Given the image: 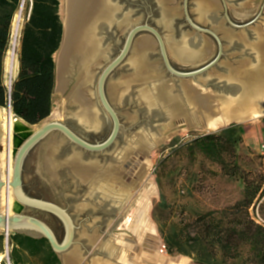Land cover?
Instances as JSON below:
<instances>
[{"label": "water", "instance_id": "1", "mask_svg": "<svg viewBox=\"0 0 264 264\" xmlns=\"http://www.w3.org/2000/svg\"><path fill=\"white\" fill-rule=\"evenodd\" d=\"M172 2L173 0H168L167 2L163 0H88L89 4H86L84 15L82 17L80 16L77 20V47L76 52L71 58V71L67 75L68 83L66 86V94L68 107L70 108V120L67 123L59 121L46 122L33 132V134L26 138L18 148L15 156L11 181L9 182L0 178V195L4 187L7 185L11 186L16 202L19 205L22 207L41 210L55 216L63 225L65 237L62 241L59 240L53 229L46 222L37 217L21 213V211L12 215H9L7 212L4 214L0 213V228H5L7 230L9 226H12L13 231L15 232L25 233L26 235L34 238H46L52 250L58 255L62 264H65L64 256L71 252L76 246L77 227L72 216L66 209L61 208L53 202L27 195L23 189V168L26 158L37 145H39L51 134L60 133L65 139H62L60 142L54 141V144L51 146L47 145L44 159H47V157L48 159L45 161L43 159L40 167L41 170L48 173L51 177H54L53 175L55 174V171L60 168L67 171L76 183L84 185L88 190L87 195L85 196L87 203H84L85 205H80L81 208L89 209L92 212L98 211L92 203L93 201H96L98 205L101 206L102 210L108 211L107 215L111 214V216H114L113 218H115V220L112 221L110 218L106 220V225L111 226V229L108 233H106L105 237L96 235L97 232L93 234L95 235L93 237L95 242L89 240L87 233H83L81 237L88 243L89 247H94L95 255L100 256L96 259H103V261L111 260L114 263L118 262V264H122L119 262L120 259L118 257L120 255V248L116 250V256H113V247H117L118 245L116 241L117 239L140 240V246H144L143 251H146L145 248L148 247L145 240L143 241V237L147 238L153 235L158 236V238L161 239L151 220L150 199L144 195L142 190L141 193L137 195L133 193L123 195L120 193V209L118 210L116 204H114L115 199L109 203L110 208H108L101 202V200H103L101 194L102 192L98 190L97 192H92L91 182L85 177H83V179L81 176L71 171L66 162L67 158H69L72 153H79L78 149H82L93 154L106 153L109 150H116L117 142L121 139L122 123L119 114L113 107L111 99L130 98L129 93L132 88H139L135 99L138 103L143 105V110L147 113L148 117H150L147 122V129H143L141 134L144 133L148 136L155 137L150 148L154 151L162 148L169 142L168 138L170 134L172 135L182 129L197 131L192 125L190 127L188 122L196 124L199 127L202 126L203 128L206 126H215L216 129L206 131V134H210L221 132L236 124H242L237 121L242 117L247 119L250 116H259L264 114V103L262 104V102L253 103L250 107L244 110L233 109L232 107L231 109H228L226 107L230 103L236 104L241 101L243 102V99L248 93L246 90H248L249 81H247L246 78V81L242 80L241 83L238 82L236 78L230 75L231 69L234 68L227 65L220 66L219 64L224 54L223 39L228 40L230 44L241 46L242 49H244V51H246L254 60L253 65H256L258 60L263 61V58L259 56L257 50L254 48L255 44L253 43H255V40L254 42H250L248 39H240L237 34L232 33L231 30L225 28L222 21L220 22L218 19L219 7L217 6V3L215 6L218 7V10L211 11V13L207 15L208 17L206 15L204 17L200 15V17L205 21H208L211 24H216V26L213 25V28H206L194 21L191 17L189 11V0H183L182 12L177 7L171 6ZM195 3L197 7L198 3ZM138 11H141L143 15L147 17L145 22H141V16L136 18ZM154 11L159 13L160 22L166 28L172 26L174 20L179 17L178 15H183L186 24L193 29L194 35H192V33L185 34L178 43L174 42L172 37H164L159 29L150 24V19L153 16ZM224 16L227 23L231 26L230 28H249V23L245 25L234 24L228 16L225 6ZM116 31L126 33L125 42L119 54L110 60L102 69L97 80L96 94L91 92L92 95L94 94L97 96V101L96 103H92L88 100L87 96L85 97L82 95L83 92L80 88L81 85L79 84V79L85 76L88 78L89 84L94 83L96 69L109 60L108 58L111 52L109 40L114 37ZM143 32L149 33L150 37L153 38L152 43H155L158 46L159 57L166 71L171 76L180 80L178 85L179 90L174 88L172 85H169L166 81H156L157 78H159V75L156 73L155 69L151 67L147 58L144 65L146 64V67L149 68L147 74L150 73L151 76L148 75V77H146L142 75L141 78L137 80H128L129 78L122 77L116 82L117 89L114 90V92L109 90V85L113 83H109V78L117 69L128 65L127 62L134 53L136 43L140 39L139 35ZM219 32H222L225 37L221 38L218 34ZM252 33L254 39L257 40L258 36L256 35V32L253 30ZM63 39L64 24L60 47L54 55L55 69L53 95L58 92L55 57L62 46ZM210 39L217 44L218 53L213 60L209 61L205 65L191 70H181L176 68L171 62L169 50L184 64H192L198 61H203V59L208 57L210 52V45L208 42ZM128 66L133 70L136 68L134 64ZM216 66L222 67L227 74L222 76H213L210 72ZM227 67L228 70H226ZM126 78L127 80H125ZM213 81H216V84H213ZM197 82L206 83V86L201 88V86L197 85ZM12 83V80L8 81L7 87L9 91H11ZM207 85L214 86L220 92L216 95H210L208 93ZM75 91L80 92V94L82 92L81 97L83 101L77 99L75 101L72 99L74 97L72 96L74 95L72 92L74 93ZM146 91H151L152 96L147 97L145 95ZM248 97L249 94L247 99ZM197 98L198 100L200 99V103H198ZM260 99L259 101H261ZM211 103L216 104L217 110L210 107ZM100 108L103 109L104 113ZM2 109H7L9 115L16 117L12 112L10 102L7 108ZM91 110H95L99 119L96 120L92 117L90 114ZM107 116L109 117L108 119L111 120L112 129L108 137L102 142L91 143L77 134L70 127V123H78L89 130L99 131L105 126L106 122L109 121ZM22 121L29 127L40 124L30 125L24 120ZM164 135L166 138H164ZM138 136L139 135H136L135 137ZM134 138L131 142H134ZM68 143L71 147H69ZM113 153L115 152L113 151ZM111 157V159L115 160L113 155ZM83 160L90 161L93 159L85 160L83 158ZM128 160H124L121 168H125L124 177L130 181L132 178V173L130 172L132 170L129 168L131 163ZM44 162H47V165L50 164L53 166L54 171L52 174L46 171ZM144 203H147L148 207L146 208L143 216L136 222H133L136 206L140 204L144 205ZM117 214L119 218H117ZM147 230H151L152 233L147 232ZM161 243H163L162 239ZM87 251L88 248H86V252ZM85 253H82V255ZM101 256L103 258H101ZM179 257L188 258L184 255H178L176 258ZM94 260L95 259H91L90 262L93 263ZM83 263H85V258L82 259L81 264Z\"/></svg>", "mask_w": 264, "mask_h": 264}, {"label": "rangeland", "instance_id": "2", "mask_svg": "<svg viewBox=\"0 0 264 264\" xmlns=\"http://www.w3.org/2000/svg\"><path fill=\"white\" fill-rule=\"evenodd\" d=\"M29 2H31V0H26L25 2L22 29L30 13V8L28 7ZM195 2L196 0H189V11L193 20L206 28H213V25L216 26V24H211L200 17V15L197 13ZM216 3L219 7V21H222L225 28L231 30L232 33L237 34L238 38L248 39L250 42H254L255 39L252 31L255 30V28L264 30V0H216ZM63 4L64 0H61L59 13L62 22L64 16ZM182 5L183 0H173V2L171 3V6L177 7L180 11L182 10ZM224 6L227 9L228 16L234 24L245 25L249 23V28H230L231 26L225 20ZM140 16L141 22H145L147 17L143 15L141 11H138L136 18ZM178 16L179 17L174 20L172 26L166 28L160 22L159 13L154 11L153 16L150 19V24L159 29L164 37H172L173 41L178 43L183 35L190 33L194 35L193 29H191L186 24L183 15L180 14ZM218 34L219 36H221V38L225 37L222 32H219ZM139 37V41L142 38L153 40V38L150 37V34L147 32L141 33ZM125 38L126 33L116 31L114 37L109 40V45L111 47V52L108 58L109 60L102 64L101 67L96 69L94 83L88 84V90L85 91L87 93L86 95L88 100L92 103H96L97 101V96H95L94 94H96L97 80L102 69L108 64L110 60H112L119 54L125 42ZM208 42L210 45V52L208 57L206 59H203V61H198L192 64H184L183 62L179 61L176 56L169 50V57L171 62L176 68L181 70H191L205 65L209 61L213 60L218 53L217 44L212 39L208 40ZM19 47L20 43L16 48V55H18ZM223 48L224 54L221 58V62L219 63L220 66L227 65L234 69H240L246 61H254L248 55V53L244 51V49H242L241 46L230 44L226 39H223ZM147 54L146 55L148 62L159 75V78H157L156 81H166L167 83H169V85H172L174 88L179 90L178 85L180 83V80L171 76L166 71L159 57L158 46L155 43H153L149 48ZM210 73L213 76H222L227 74V72L219 66L213 68ZM7 74L8 77H6V80H12L9 73ZM134 74L135 70L130 68L128 65H125L120 69H117L113 73V75L109 78V83H116L120 78L132 77ZM205 84L206 83L197 82V85L201 86V88L206 86ZM213 84H216V81H213ZM110 87L111 84L109 86V90ZM138 89V87L132 88L129 93L130 98L127 97L126 99H111L113 107L119 114L122 123L121 139L117 142L116 150H109L106 153L93 154L77 148L79 152L77 154H79L80 157H83L85 160L93 159L90 161H84L82 158V161L84 163L96 161L101 167L110 164V160L112 158L111 156L113 154H116V152H119L123 148L128 147V144L136 135H140L143 129H147V122L150 117H148L147 113L143 110V105L138 103L135 99ZM207 89L210 95H216L220 92L211 85L208 86ZM66 92L67 90L65 89L63 92L58 91L53 95L51 115L42 123L51 121L67 123L70 120V108L68 107ZM91 92H93L94 94L92 95ZM100 109L103 111L102 108ZM108 118L109 117L107 116V119ZM108 120L109 121L106 122L105 126L99 133L91 132L89 131V129L78 123L70 124L76 129L75 131L77 134H79L85 140L91 143H95V140H105L110 134L112 123L110 119ZM231 127H235L238 133L243 138V142L239 147L240 161L243 166V170L249 171L251 169H254L263 172L264 164L261 158L258 156L257 150L259 149L260 144L264 142V135L262 134L264 129V117L258 120L236 124ZM206 133L207 132L205 131H185L178 133L177 135L172 137V139H170L165 146L154 151L153 157L151 159V167L149 168L146 177H144V181L148 180L149 184H151V186H145V188H149L146 197L149 196L151 202V220L157 229V234L162 239L164 251L167 256H178L177 254L171 255L168 253L165 241L163 239L164 233L168 232V230L170 229L171 222H177L183 215L194 212L220 210L235 203L240 199L242 195L243 182L240 179L224 175L219 164L211 162L199 152H191L188 149V145L198 135H203ZM62 139L65 138L60 133L51 134L34 149L27 161V168L25 172L26 187L27 191L30 194L34 195V197H42L44 200L53 202L61 208L67 210V212L72 216L77 227L75 247L79 248L82 253H85L86 248H88V251L83 254V258H85V264H92L90 260L96 259L100 256L95 255L94 247H89L88 243L84 239H82L81 236L83 233H87L88 235L92 236L97 232L96 235L105 237L106 233H108L111 229V226L106 225V220L110 218L113 221L115 220V218H113L114 216H111V214L107 215L108 211L102 210L101 206L98 205L96 201H93L92 203L98 211L92 212L89 209L81 208L80 205H85L84 203H87L85 200V196L87 195L88 190L84 185L76 183L73 177L67 171L60 168L55 171V174L53 175L54 177H51L48 173L42 170V172L37 175L36 168H38V166L40 168L41 166L42 159H44L45 156V149H47V145L51 141L60 142ZM2 144H4L2 145L4 149L6 144ZM69 147H71L70 144ZM113 151L115 153H113ZM4 176V179L2 177L1 178L3 180H6V174ZM5 192L6 191H4L3 194H5ZM1 196L2 195H0V213L4 214L6 212L5 205L4 203H2L4 200V195L3 199H1ZM255 209H257V206L251 208L252 216L256 214ZM258 212L261 218L259 223L264 224V211H261L259 208ZM21 213L35 216L43 220L56 232L55 234L59 238V240L62 241L64 239V228L61 226L60 221L55 216L41 210L31 209L27 207H23ZM117 218H119L118 214ZM16 233L18 232L11 230V232L7 236V233L4 230L0 229V235L4 237V242L2 245L3 251L0 252V255L3 257L1 264H12L10 260L11 246L9 244V240L10 236ZM101 258L103 257L101 256ZM184 259H187L188 264H197L192 258L188 257Z\"/></svg>", "mask_w": 264, "mask_h": 264}, {"label": "trees", "instance_id": "3", "mask_svg": "<svg viewBox=\"0 0 264 264\" xmlns=\"http://www.w3.org/2000/svg\"><path fill=\"white\" fill-rule=\"evenodd\" d=\"M23 0H0V107L9 102L13 114L30 125L46 120L52 112L54 55L60 47L63 22L61 0H31L19 51V73L11 91L5 84V61L11 45L12 24ZM242 136L235 127L198 135L189 145L224 175L243 182L242 195L220 210L194 212L171 222L163 239L171 255H184L197 264H264V225L251 215L260 202L264 211V171L243 170L239 147ZM4 237L0 235V252ZM12 264H62L46 238L22 233L10 236Z\"/></svg>", "mask_w": 264, "mask_h": 264}, {"label": "bare ground", "instance_id": "4", "mask_svg": "<svg viewBox=\"0 0 264 264\" xmlns=\"http://www.w3.org/2000/svg\"><path fill=\"white\" fill-rule=\"evenodd\" d=\"M163 1L167 2L168 0ZM25 2L26 0H23V4L21 5L19 12H17V14L15 15L13 21L11 33V49L8 52L7 61L5 63L7 73L11 74V77H13L14 75L17 64L16 48L20 43L19 38L22 29ZM196 2L198 3L197 13L199 15H202L203 17L205 15H209L211 11L218 10V7L215 6L216 0H196ZM86 4H89L88 0H64V39L62 46L55 57L57 66V91L59 92H63L66 89L68 83L67 75L71 71V58L72 55L76 52L77 47V20L80 16L82 17L84 15ZM254 31L258 36L257 40L255 39V43H253L255 44L254 48L255 50H257L259 56L263 58V61L258 60V63L256 65H253V61H246L243 66H241V68L239 69L240 71L238 69H231L230 75L236 78L238 82L241 83L242 80L246 81V78L247 81H249L248 90H246L248 91L247 96L249 94V97L247 99V96L244 95L245 98L243 99V102L241 101L240 103L236 104L230 103L226 106L228 109H231L232 107L233 109L244 110L250 107L253 103H264V30H259V28H255ZM152 42V40L144 38L140 41L138 40V42L136 43L135 51L132 54L130 60L127 62L128 65H135V74L132 77H127L129 78L128 80H137L141 78L142 75L146 77H148V75L151 76L150 73L147 74L149 68L146 67V64L144 65V62H146V54L148 53L149 48L152 46ZM226 70H228V67L226 68ZM127 78L125 80H127ZM79 80V84L81 85L80 88L83 92V94L82 92L81 94L86 97L87 93L85 91L88 90V78L84 76ZM116 86L117 83H111L110 91L114 92V90L117 89ZM72 94H74L72 95L74 96L72 99H74L75 101L76 99L83 101L80 92L75 91L74 93L72 92ZM145 95L147 97L152 96L151 91H146ZM259 99L261 101H259ZM198 103H200V99L198 100ZM210 107H213L214 110H217L215 103H211ZM90 114L94 119H99L98 114L95 113V110H91ZM262 117H264V114L259 116H250L247 119L242 117L237 121H239V123H246L258 120ZM45 123L29 127L21 119L9 115L7 109L0 108V138L2 137V143L6 144L1 153L2 157L0 156V172L1 177L3 179L5 178L4 175L6 174V181H11L15 156L17 154L18 148L26 138H28L31 134H33V132H35ZM188 123L190 127L192 125L194 128H196L197 131L200 132H206L216 129L215 126H206L203 128L202 126L199 127L196 124H191L190 122ZM188 130L189 129H182L173 133L172 135L170 134L168 141L178 133L185 132ZM154 138L155 137L148 136L144 133L143 135L140 134L138 137L134 138V142L132 141L128 147L123 148L116 154H113L115 160L111 159V163L108 165H104V167L102 166L103 168L96 161L84 163L82 161V157H80V155L76 152L72 153L69 158H67L66 162L69 165V169L71 171L81 176L82 178L85 177L88 181L91 182L90 184L92 187V192H97V190L102 192L101 194L103 200H101V202L105 204V206L110 208L109 203L112 202L113 199H115L114 204H116V207L119 210L121 203V197L119 196L120 193H122L123 195H126L127 193H133L137 195L140 194L142 190L144 195L147 196V191L149 190V188H145V186H151V184H149L148 180L144 181V177H146L147 172L151 167V159L153 157L154 150H151L150 148L153 144ZM164 138H166L165 135ZM53 142L54 141H51L48 145L51 146L52 144H54ZM47 159H44V161ZM124 160H128L131 163L129 168L130 170H132L130 172L132 173V179L130 181L124 177L125 175L123 173H125V168H121ZM44 165L45 169L49 170V172L52 174V172L54 171L53 166L50 164L47 165V162H44ZM4 191H6L5 194H3ZM1 195V199H3L4 195V200L2 203H4L6 212L9 215L19 213L23 209V207L16 202L15 197H13L14 194L11 186L7 185L6 187H4L1 192ZM144 204L145 206L141 217L143 216L146 208L148 207L147 203ZM0 229L4 230L7 235L11 232V230L13 231L12 226H9L7 230L5 228ZM151 230H147V232H151ZM94 236L95 235H88L89 240L94 241ZM145 238L146 237H143V241L145 240L148 246L145 248L146 251H143L144 246H140V240L138 241L136 239H117L116 241L118 245L117 247H113V256H116V250L120 248L121 256L119 255L118 257L120 259L119 262H121L122 264H188L187 259H184L185 257L176 258L177 256H167L164 251L163 243H161V239L158 238V236L152 235L147 237L146 239ZM2 258L3 257L0 255V264L2 262ZM82 259V252L77 247H75L71 252L67 253L64 256L65 264H81ZM92 264H118V262L114 263L111 260L103 261V259H95Z\"/></svg>", "mask_w": 264, "mask_h": 264}, {"label": "flooded vegetation", "instance_id": "5", "mask_svg": "<svg viewBox=\"0 0 264 264\" xmlns=\"http://www.w3.org/2000/svg\"><path fill=\"white\" fill-rule=\"evenodd\" d=\"M70 127L75 131L76 129L74 128V127H72L71 125H70ZM102 129V128H101ZM101 129L99 130V131H93V130H89V131H91V132H94V133H99L100 131H101ZM76 132V131H75ZM103 141V139H99L98 141L97 140H95L94 142L95 143H97V142H102ZM37 147V146H36ZM35 147V148H36ZM34 148V149H35ZM34 149L30 152V154L28 155V157L26 158V160H25V164H24V168H23V181H24V184H23V189H24V191H25V193L27 194V195H29V196H32V197H34V195H32V194H30L28 191H27V187H26V181H25V172H26V168H27V161H28V159H29V156L31 155V153L34 151ZM3 151V146H2V137L0 138V154H1V152ZM136 158V157H135ZM42 162H43V159H42ZM42 164V163H41ZM41 167V166H40ZM37 170H36V172H37V175H39L40 174V172H42V170H41V168H39V166H38V168H36ZM39 169V170H38ZM47 172H49V170H46ZM50 173V172H49ZM0 178H1V176H0ZM2 179V178H1ZM35 198H40V199H43L42 197H35ZM144 206H145V204L144 205H137L136 206V212H135V215H134V219H133V222H136L137 220H139V218L141 217V215H142V213H143V209H144ZM52 215V214H51ZM35 217V216H34ZM132 222V223H133ZM61 223V222H60ZM61 226L63 227V225H62V223H61ZM54 231V230H53ZM55 232V231H54ZM56 233V232H55ZM29 236V235H28Z\"/></svg>", "mask_w": 264, "mask_h": 264}, {"label": "built area", "instance_id": "6", "mask_svg": "<svg viewBox=\"0 0 264 264\" xmlns=\"http://www.w3.org/2000/svg\"><path fill=\"white\" fill-rule=\"evenodd\" d=\"M262 134L264 135V129H263ZM257 151H258V156L261 158V160H262V162H263V164H264V142H262V143L260 144L259 149H258ZM259 208H260V204L257 205V209H255V210H256V211H255L256 214L253 216L254 219H255L258 223H259L260 220H261V218H260V216H259V212H258ZM260 224H262V223H260ZM262 225H264V224H262Z\"/></svg>", "mask_w": 264, "mask_h": 264}, {"label": "crops", "instance_id": "7", "mask_svg": "<svg viewBox=\"0 0 264 264\" xmlns=\"http://www.w3.org/2000/svg\"><path fill=\"white\" fill-rule=\"evenodd\" d=\"M19 51H20V47H19V50H18L17 64H16L15 72H14L13 78L11 77L12 82L17 78L18 73H19ZM6 61H7V58H6ZM6 61H5V63H6ZM9 75L11 76V74H9ZM6 77H8V74H7L6 64H5V84L7 86L8 81H10V80H6Z\"/></svg>", "mask_w": 264, "mask_h": 264}]
</instances>
